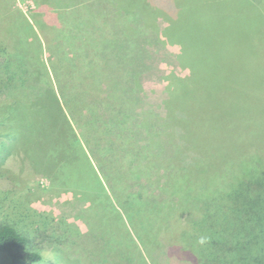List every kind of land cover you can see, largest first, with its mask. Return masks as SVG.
<instances>
[{"label": "trees", "instance_id": "1", "mask_svg": "<svg viewBox=\"0 0 264 264\" xmlns=\"http://www.w3.org/2000/svg\"><path fill=\"white\" fill-rule=\"evenodd\" d=\"M63 1L80 5L65 9L60 6L62 0H44L55 17L49 11L37 12L39 29H47L46 33L41 31L42 38L26 17L12 8L11 0H0V91L16 98L21 87L18 77L26 73L25 69H45L50 79L64 84L69 97L59 88L57 93L52 85L54 99L42 98L35 103L22 100L5 108L0 116L7 125L20 114L37 116L31 132L38 137L36 147L41 158L42 153L49 152L45 154L48 163H38L39 168L32 159L31 169L48 173L54 199L79 198L82 208L73 218L54 216L50 203L39 212L32 205L39 204L41 196L34 194L31 198L24 190L20 192L25 182L21 178L20 187L9 189L4 195L7 198L1 197L3 207L9 203L7 209L14 210L9 213L13 219L0 217V255L4 263L41 264L44 258L34 249L36 244L70 254L94 227L102 228L103 264H152V252L166 246L177 253H190L193 264H264V0L231 1L240 10L239 21L244 26L248 22V43L238 27H233L230 36L224 34L231 23L227 12L230 0L217 5L214 0H171L174 14L163 13L160 20L151 17L147 26L163 36L162 42H168L174 62L169 63L160 84L167 94L164 102L161 99L164 113L160 109L157 115L161 129L149 134L148 144L136 143L128 131L114 135L113 129L122 128L128 112H122V116L113 113L101 126L91 117L92 106L84 95L74 92L83 89L81 83L92 77L79 52L83 42L88 43L90 54H97L105 41L99 39L97 27L90 21H106L107 10L92 7L90 1L94 0ZM122 1L119 9L130 10L136 18L153 15L159 9L148 1ZM10 17L9 26L22 20L35 34L30 41L36 46L33 52L25 37L2 27V21ZM242 44L249 47L248 56ZM43 45L49 48L47 62L42 56ZM73 51L75 61L81 56L84 60L85 75L79 80L81 75L68 69L72 61H64L66 53ZM15 66L21 68L18 73L12 71ZM64 66L70 78L56 77L53 70L64 74ZM186 72L193 86L180 90ZM48 102L55 108L52 127L40 123L52 114L46 108ZM86 113L90 115L86 117ZM140 122L141 131L148 133L149 120ZM25 125L20 127L26 130ZM54 129L55 143L44 132ZM83 140L88 142V150ZM59 142L67 153L56 150ZM164 143L169 148L165 159ZM22 148L28 152L24 144ZM56 160L68 171L63 173L61 168V173L57 172ZM144 180L154 184L153 190H134ZM176 188L185 189L180 193ZM17 196L21 199L13 205ZM68 219L85 226L84 230L74 228ZM166 232L170 236L174 233V237H167L163 244ZM115 241L117 249H111Z\"/></svg>", "mask_w": 264, "mask_h": 264}, {"label": "rangeland", "instance_id": "2", "mask_svg": "<svg viewBox=\"0 0 264 264\" xmlns=\"http://www.w3.org/2000/svg\"><path fill=\"white\" fill-rule=\"evenodd\" d=\"M146 1L150 3V6L154 5L159 9L157 11L155 10L156 13L154 12L153 15L145 14L144 17L138 16L137 18L130 10L126 11L119 9V5H121V2H123L122 0H116V3H109L108 0L90 1L94 3V5H91L92 7H101L104 9V12L107 10L106 21L100 20L99 23H97V20L94 19L90 21L93 22L97 27L96 29L99 39L103 38L105 41L104 44L101 45L100 51L97 54H90V51H87L88 43L83 42V49L79 52H82L83 59L88 63L89 73L92 77L90 76L91 79L88 78V81L86 80L85 83H81L83 89L74 90V92L84 95L87 104L92 106L91 117L101 126L108 123L107 120L112 116L113 113L122 116V112H128L130 115L127 118L128 121L125 120L124 122L123 119L122 128L113 129V133L114 135L118 136L119 134L122 136L128 131L129 136L132 135V138L135 137L134 140L136 143L141 142L142 144H148L147 139L149 134L152 132L159 133L158 131L161 129L159 127L160 121H158L157 115L160 113V111H158L160 109H163L164 113V108L161 105V99H163L164 102L167 94L164 91V87L160 86V84H163V77L167 67L170 66L169 63L174 62L173 53L167 49L169 47L168 42H162L161 39H163V36H158L156 31L154 29H152V31L147 25L150 23V20H152V16L154 19L160 20L162 19L160 17H163V13L169 12L174 14L176 11L174 8L175 5L171 0H143L142 2L146 3ZM231 1L232 0H230L227 6V12L231 16V23L229 27L226 28L224 34L225 36H230L232 32H234L233 27H238V31H243V35L246 37L245 41L248 43V41H250V38L248 37L251 36L250 30L247 29L248 22L244 26V22L239 21L242 15L240 14L239 8ZM241 1L245 2V0ZM87 2L89 1L84 2L83 5L85 6ZM220 2L221 0H214V4L216 5ZM71 5L74 7V5L78 6L80 4L77 1H74V4L72 1L69 2L62 0V2H60L61 7L66 6L65 9L73 8ZM11 6L13 9L19 10L33 26L34 31L40 33V35L42 30L44 33H46L45 30L47 29H39V16L37 15V12L43 13L44 11H49V14L53 16V18L55 17L51 5H44V0H11ZM84 6H81L82 10H84ZM248 8L250 7L248 6ZM96 13L98 12L96 11ZM71 14H73V12ZM68 15H70L69 12L66 14V16ZM10 19H12V17L6 19V22L2 21V24H4L2 27H6L9 32V28H12L17 36L20 38L25 37L30 50L33 52L36 49V46L35 44L31 45L30 41L36 38V36L31 28L27 27L22 20L18 23V25L9 26ZM240 22L243 23L242 28L239 27ZM41 37L44 38L45 36L41 35ZM104 46L105 48H103ZM241 47L248 56L249 47L245 44H242ZM42 56L44 58V62H47L49 59V48L45 47V45H43ZM82 56L79 57L80 59L78 58L75 61L77 56L73 51L68 54L66 53L64 59V61L67 59L72 61L71 68L68 69H71L72 73L74 70L76 74L81 75L78 80L82 78L83 75H85V66L82 64L84 62ZM23 58L27 59L26 53H24ZM66 68V66L63 68V71L66 74H62L60 71L57 72V70H59L57 68L56 70H53V74L58 78L64 75H66L67 78H70L69 71H66ZM19 69L21 70L20 67L15 66V69L12 71L14 73H18ZM30 69H25L24 72L26 73H23L19 77L16 75V77L20 79L21 83V87L16 98L14 96L8 98L6 96V94H8L7 92L0 91V115L4 114L5 108L10 107L13 104H19L22 100H31V103H35V101H39V99L42 98L43 100L54 99V97L52 98V96H55L51 90L52 85H54L57 93H60L58 92L59 88L61 94L67 97V90H65L63 87L64 84L62 86L59 79L55 78L57 79V86L54 77L53 79H50L45 69H39L40 71L37 70L35 72L31 71ZM185 74L188 75L189 73L186 72ZM61 81L65 83L66 79L61 78ZM189 84H192L193 86L192 79L188 75L187 77H183L182 81H180L179 89H185ZM68 98L69 97H67V99ZM46 108H48L52 114H49L47 118H45L40 123L41 126L48 125L52 127L53 118L55 116L53 111L55 109L54 104L48 102ZM85 115L88 117L90 114L88 115L86 113ZM1 116L0 174H4L5 172L6 175L0 176V217L2 215H6L10 219H13L12 215H9V213L14 210L7 209L9 203L6 204V207H3L1 197L7 198V196L4 195H7L9 189L15 188V186L20 187L19 180L22 178L25 182H22L24 186L20 188V192L21 190H24L23 193L29 197L31 196V198H33L32 195L34 194L41 196V200L39 201L41 207L39 204L36 206L32 205V207L38 209L39 212H44L45 210L43 206L50 203V211L54 213V216L56 215L59 218H73L74 215H76L79 210H81L82 204L80 202L82 201H80L79 198L70 200L63 198L59 199L60 201L57 198L54 199L52 192L49 191L52 186V181L51 177L48 176V173H36V171L34 172L31 169L32 159L37 163V165L39 163L42 166H46L48 163L45 162L47 159L46 156L49 154V152L46 151L45 153H42L43 158H41V152H39L36 147L38 144V137L35 133L33 134L31 132V130L34 128L37 116L25 117V115L20 114L17 116L16 120L12 121L10 125H7V123L4 121V118L1 119ZM141 119L149 120L150 126L148 127H150V129H148L150 131L148 133L147 130L146 132L141 131L143 129L140 127ZM23 123H25V126H27L26 130L20 127V125ZM228 130H230V128ZM26 131L28 132L27 134L25 133ZM44 132L45 134H50L48 135L50 138L49 141H52L53 143L57 141L55 129L53 131L51 130ZM76 135L79 136L77 133ZM88 139L86 137L87 141ZM111 139H113V137H111ZM83 143L85 146L88 144L86 141ZM22 144H24V148H28V152L22 148ZM61 146L62 145L59 142L57 144L56 150L61 151V153H67L65 146L62 149L60 148ZM168 152V145L164 143V159L166 158ZM26 153H29V157H26ZM46 153L47 155H45ZM55 162L56 166L58 167L57 172L61 173L62 167H60V161L56 160ZM37 167L40 168L39 165ZM63 168V173L68 171L66 166ZM67 178L69 179L70 176ZM135 184V181L132 182V187ZM152 185L154 184L149 185L144 180L140 186H134V190L139 188L141 191L144 189L149 192L153 190V188H151ZM176 189L181 193L185 188ZM78 193L79 190H76L74 194L77 195ZM20 199L21 198L17 196V199L14 200L13 205L16 204V202H19ZM15 218L17 219L16 215ZM68 220L72 223L74 228L78 227L84 230L85 226L77 225L75 222L76 220ZM176 227L179 230V227ZM101 229L102 228L96 229L94 227H90V230L86 232L87 236L85 237V242L79 246L75 245L74 248L71 249L72 252L70 254L58 253L48 249L47 246L41 244L37 245L36 243V247L34 248V245L33 248L40 250V254L43 255L44 261L41 264H103ZM167 237L173 238L174 233L172 236H170V234L166 232L163 238V244H166ZM175 241H177V237L174 240V243ZM117 246V242L115 241V243L111 245V249H117ZM151 255L153 256L150 261L152 264H193L191 261L193 257L190 253H177L175 249L169 248L168 246H166V249L163 247L162 249L153 251ZM109 261L111 260L109 259ZM120 262L122 263V261ZM0 264H5L2 255H0Z\"/></svg>", "mask_w": 264, "mask_h": 264}]
</instances>
